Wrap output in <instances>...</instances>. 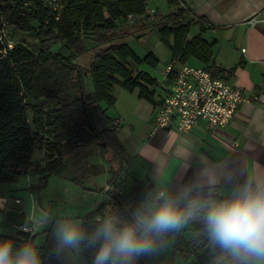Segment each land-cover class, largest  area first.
I'll use <instances>...</instances> for the list:
<instances>
[{
	"label": "trees",
	"instance_id": "1",
	"mask_svg": "<svg viewBox=\"0 0 264 264\" xmlns=\"http://www.w3.org/2000/svg\"><path fill=\"white\" fill-rule=\"evenodd\" d=\"M166 1L176 5L175 0ZM147 2L0 0V180L16 181L27 171L38 169L31 159L35 148L45 149L43 178L52 173L66 177L64 149L81 145L74 141L81 126H88L94 134L92 140L99 146L104 142V155L116 167L111 171L115 178L109 180L112 188L103 189L104 199L81 217L86 225L97 213L120 212L126 201L135 204L143 192L155 186L148 178L128 183L118 173L123 169L124 148L106 113L115 102L113 85L128 91L137 89L138 97L156 102V78L144 70L131 69L127 59L151 66L159 60L151 51L138 56L128 39L156 29L172 61L184 62L191 56L205 63L209 59L210 46L200 34L188 37L196 20L182 9L167 13L154 10L138 24L128 22L129 13H145ZM217 193L221 195L218 187ZM190 229L194 232L185 235ZM171 235L174 240L167 264H174L176 258L182 264H226L220 250L208 245L198 224ZM5 237L17 244H34V235L20 229L15 234L0 233V238ZM35 246L42 250L46 264H61L47 256V241ZM82 255L89 264V253ZM156 256L145 257L140 264H154Z\"/></svg>",
	"mask_w": 264,
	"mask_h": 264
},
{
	"label": "crops",
	"instance_id": "2",
	"mask_svg": "<svg viewBox=\"0 0 264 264\" xmlns=\"http://www.w3.org/2000/svg\"><path fill=\"white\" fill-rule=\"evenodd\" d=\"M188 3L192 11L202 18L194 21L188 37L200 34L210 46V55L207 63L193 56L184 62L189 63L193 58L201 63H194L195 65H211L213 73L225 74L226 81L241 87L245 95L264 94V0H189ZM254 14L261 20L251 26L245 20ZM156 39L160 40L159 35ZM146 50L153 52L150 46ZM174 61L181 62L176 58ZM139 65L136 64L134 68L144 70ZM121 89L116 91L114 105L116 102L117 105L112 106L114 112L111 118L122 119V123L115 129L116 135L124 148V157L132 156L127 163L124 161L122 171L118 172L121 175L124 170L130 173L131 175H126L127 180L130 178L133 180L131 182H135L148 178L155 186L158 183L168 184L175 191L188 183L200 169L217 167L224 162L228 163L229 169L247 164L252 171L264 172V102L242 101L229 122L216 129H211L205 121H199L188 130L177 131L173 127L154 130V115L162 92L156 87L153 96L156 102L152 103L138 97L137 89ZM89 143L91 141L66 147L64 159L66 154L74 157L75 154L84 153L87 148L92 147ZM127 146H132V150L128 151ZM97 147L95 150L101 152L103 146ZM37 149L42 155L39 160L34 161L38 169L29 170L26 174H30V179H36L31 173L38 172L40 188L51 174L43 178L47 158L44 148ZM88 158L84 160V166L90 170L93 168L91 171L95 173L97 166H93L91 160L102 163L104 159L100 153L97 157ZM115 167V162L101 166L104 171L103 183L94 182L93 186L103 190L104 184L115 178L110 175ZM217 187L221 195L228 194L227 185L218 184ZM33 188V182H30L29 190ZM11 208L23 210L17 205ZM25 220L32 224L26 217V212ZM18 229L17 226L15 232ZM52 247L53 245L50 249ZM72 255L73 260L78 257V264H85L82 253ZM55 259L61 264H75L67 263L63 257Z\"/></svg>",
	"mask_w": 264,
	"mask_h": 264
},
{
	"label": "clouds",
	"instance_id": "3",
	"mask_svg": "<svg viewBox=\"0 0 264 264\" xmlns=\"http://www.w3.org/2000/svg\"><path fill=\"white\" fill-rule=\"evenodd\" d=\"M218 184L228 186L227 195L217 193ZM40 222L50 225V258L87 251L89 264H140L162 252L170 234L195 223L226 264H264V172L247 164L229 169L224 162L200 169L175 191L158 183L135 204L126 201L120 212L97 213L87 225L71 214L54 222L44 214ZM0 264H46V259L34 244L5 237Z\"/></svg>",
	"mask_w": 264,
	"mask_h": 264
},
{
	"label": "rangeland",
	"instance_id": "4",
	"mask_svg": "<svg viewBox=\"0 0 264 264\" xmlns=\"http://www.w3.org/2000/svg\"><path fill=\"white\" fill-rule=\"evenodd\" d=\"M148 6L155 10H159L162 13H167L172 10V5L170 6L166 0H148ZM138 24V22H136ZM136 24V25H137ZM158 33L156 29L144 30V34L138 38L131 37L128 39V44L133 48L135 53L142 57L147 53L146 47L153 50L154 55L158 58L159 62L156 66H151L146 62L140 63L139 66L144 70L152 74L153 77L157 78L158 81L162 80V70L164 69L166 63L171 59V52L167 45L160 40L156 39ZM57 46L53 49L56 50ZM128 65L131 69L136 67V62L132 58H128ZM190 64H199L200 61L191 58L189 60ZM201 64V63H200ZM119 85H113L111 87V93L115 96L116 91L122 90ZM114 105V103H113ZM112 105V106H113ZM117 105L115 103L114 107ZM107 107L106 113L109 117L113 116L114 107ZM112 107V108H111ZM82 144V143H81ZM85 144V143H84ZM92 147L87 148L84 153L75 154L74 157L66 154L65 162L67 164V171L65 176H60L56 174H51L47 177L46 182L42 184L39 188L38 182V172H32L31 176L36 179H30V174H24L18 178L16 181H2L0 180V196L8 198V203L6 210L14 207V199L19 198L21 202L17 205L18 208H23L26 212V217L32 221L34 228L33 243L35 245L41 246L46 241L49 243L50 247L54 246V241L50 235V225H42L40 220L44 214H48L52 218L53 222L55 218L66 215H77L81 218L89 209L95 207L105 196V192L100 188L96 189L93 186L94 182L103 183L102 178L104 176V171L100 168L101 166H107L109 161L105 157V151L102 149L101 152L96 151L98 148L94 140L89 143ZM86 146V145H83ZM128 151L132 150V146L128 147ZM39 149H34L31 153V159L37 161L42 156ZM104 159L102 163H97L92 159L93 166H97L96 172L94 173L90 169L84 166V160L88 157L98 156ZM130 153V152H129ZM130 156L123 155L122 163L124 161H130ZM89 159V158H88ZM127 167V166H126ZM126 169V168H125ZM131 175L130 173L123 171V177L127 180L126 175ZM111 175V174H110ZM125 175V176H124ZM70 178V179H68ZM71 178H74L71 179ZM130 178L128 183H132ZM33 182V189L29 190V184ZM108 185L109 189L112 187L111 183H105ZM104 184V186H105ZM103 186V189H104ZM93 187V189L91 188ZM107 189V190H109ZM105 190V189H104ZM40 201V202H39ZM3 213V214H2ZM17 225L13 224L5 215L4 212L0 211V233L3 234H15ZM194 231L190 229L189 231H184L185 235H190ZM174 236L171 235L166 239L164 250L157 254L154 258V264H167L169 261V255L171 247L173 244ZM52 244V245H51ZM72 256H61L67 263L78 264V257L72 259ZM174 264H182L177 258L174 259Z\"/></svg>",
	"mask_w": 264,
	"mask_h": 264
},
{
	"label": "built area",
	"instance_id": "5",
	"mask_svg": "<svg viewBox=\"0 0 264 264\" xmlns=\"http://www.w3.org/2000/svg\"><path fill=\"white\" fill-rule=\"evenodd\" d=\"M176 5L172 10H184L194 20H199L189 6V0H175ZM155 9L147 7L145 13L127 15L128 22H138L144 15L153 14ZM261 20L257 14L249 17L245 22L251 26ZM11 45V44H9ZM245 51V48H242ZM162 80L156 87L162 92L158 99L157 109L154 115L153 129H170L177 131L188 130L199 121H205L211 129L226 125L238 105L242 101H262L264 94L245 95L241 87L232 85L226 81L224 75H216L207 66L195 65L188 62L168 61L162 70ZM122 123L120 117H113L111 125L115 129ZM104 189H109L105 184ZM21 202L14 199V205ZM8 198L0 196V208L6 210ZM18 227L24 232L34 235V228L25 220Z\"/></svg>",
	"mask_w": 264,
	"mask_h": 264
},
{
	"label": "water",
	"instance_id": "6",
	"mask_svg": "<svg viewBox=\"0 0 264 264\" xmlns=\"http://www.w3.org/2000/svg\"><path fill=\"white\" fill-rule=\"evenodd\" d=\"M94 134L89 129L88 126H81L78 136L75 139V143H88L93 139ZM104 142H102V146ZM5 216L15 225L20 226L23 222H25V212L23 210H17L14 208H9L4 212Z\"/></svg>",
	"mask_w": 264,
	"mask_h": 264
}]
</instances>
